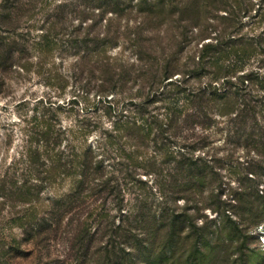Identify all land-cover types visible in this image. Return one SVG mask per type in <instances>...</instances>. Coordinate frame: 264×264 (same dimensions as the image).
<instances>
[{
  "label": "trees",
  "instance_id": "16d2710c",
  "mask_svg": "<svg viewBox=\"0 0 264 264\" xmlns=\"http://www.w3.org/2000/svg\"><path fill=\"white\" fill-rule=\"evenodd\" d=\"M104 4L111 5H98ZM134 5V29L120 24L124 9H112L115 26L111 17L103 30L91 24L85 60L78 67L95 83L110 127L96 144L85 139L88 125L82 142L73 136L63 142L50 117L41 116L21 153L29 178L11 184L10 198L25 204L32 189L67 180L66 193L49 201L53 210L47 220L60 222L64 213L75 214L81 227L73 238L81 249L84 241L83 248L93 246L101 264H196L195 251L204 238L187 223L196 218L188 212L214 207L204 191L218 180L212 158L202 150L209 135L200 131L210 134L216 113L227 123L225 139L264 160V0H137ZM182 39L192 43L186 62L176 57ZM120 40L131 41L135 59L130 63L108 53ZM109 93L116 97L108 98ZM246 165L247 177L259 175L255 165ZM238 182L232 200L227 199L230 206L264 202L258 183ZM153 189L160 195L158 209L150 205ZM30 221H20L27 232L53 235L50 224L33 227ZM91 222L97 224L93 231ZM136 233L146 237L138 239ZM17 257L18 246L11 245L2 249L0 264H19Z\"/></svg>",
  "mask_w": 264,
  "mask_h": 264
},
{
  "label": "rangeland",
  "instance_id": "374dc122",
  "mask_svg": "<svg viewBox=\"0 0 264 264\" xmlns=\"http://www.w3.org/2000/svg\"><path fill=\"white\" fill-rule=\"evenodd\" d=\"M136 1L0 0V253L11 245L18 246L21 257L16 259L19 264H101L103 261L99 253H94L93 246L83 248L84 241L81 249L79 239L73 238L74 231L81 227L75 214L64 213L60 222L47 220L53 210L48 203L66 193L67 180L62 184H45L38 191L32 189L30 201L25 204L11 199L14 195L10 191L12 183L19 185L29 178L21 153L27 136L40 123L41 116L50 117V124L60 133L63 142L65 137L72 136L82 142L83 129L88 125L90 131L84 132L85 139L96 144L101 131L110 127L104 103L98 98L100 94L92 87L95 83L78 67L85 60L91 24L95 30H103L102 24L111 17V25L115 26L117 19L112 9H124L120 24L129 23L134 29V17H138ZM104 2L111 4L109 8L107 4L99 6ZM104 12L101 19L99 15ZM130 45L129 40L110 44L108 53L130 63L135 59ZM181 45L176 57L186 62L192 43L182 39ZM107 97L116 95L109 93ZM213 118L210 134L200 133L209 135L202 150L212 158L218 170V180L204 191L205 198L213 202L214 207L205 206L197 214L192 209L188 212L194 213L196 218H188L187 223L198 229V237L201 231L204 238L203 245L195 251L196 264H264V202L242 208L230 206L228 202L240 178L244 183H256V187L258 183L259 192L264 190V171L259 166V163L264 166V160L246 155L241 144L235 145L234 140L225 139L227 123L216 113ZM261 129L264 134V127ZM248 162L258 168V176L251 177L252 173H248L247 177ZM139 171L143 178L148 177L149 183L152 182L153 177ZM30 181L34 179L30 178L28 185H32ZM150 191V205L158 209L159 192L157 189ZM178 202L183 204V199ZM25 215H30L27 218L33 220L30 221L33 227L37 223H43L44 227L50 224L53 235L48 238L43 232L39 236L27 232L28 226L20 223L27 220ZM89 225L92 231L97 227L93 222ZM136 234L138 239L146 237ZM147 238L152 236L147 235ZM96 243L93 241V245ZM140 257L144 258L142 254Z\"/></svg>",
  "mask_w": 264,
  "mask_h": 264
}]
</instances>
